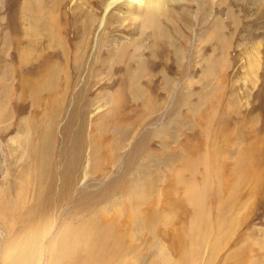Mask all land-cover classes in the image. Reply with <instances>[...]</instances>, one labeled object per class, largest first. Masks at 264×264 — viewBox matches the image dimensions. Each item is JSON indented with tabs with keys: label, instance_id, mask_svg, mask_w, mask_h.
<instances>
[{
	"label": "rangeland",
	"instance_id": "rangeland-1",
	"mask_svg": "<svg viewBox=\"0 0 264 264\" xmlns=\"http://www.w3.org/2000/svg\"><path fill=\"white\" fill-rule=\"evenodd\" d=\"M109 2L0 0V206L28 187L0 207V264H53L73 216L52 196L27 217L36 123L48 176L82 169L80 210L126 222L128 264H264V0H164L153 24Z\"/></svg>",
	"mask_w": 264,
	"mask_h": 264
},
{
	"label": "bare ground",
	"instance_id": "bare-ground-1",
	"mask_svg": "<svg viewBox=\"0 0 264 264\" xmlns=\"http://www.w3.org/2000/svg\"><path fill=\"white\" fill-rule=\"evenodd\" d=\"M119 1L120 0H111V2H109V4L106 3V5H105L106 11L108 12L109 10H111V8H113ZM124 2L125 3L127 2L131 6L135 5L137 7V9L139 10V12L143 11V13L144 12L148 13L149 10H156V9H159V8H162L163 6H165L164 0H126V1L124 0ZM32 6H33V2H30L29 8ZM139 18L140 17H137V18L134 17V19L136 21ZM148 18H149V20H147V22L149 21L152 24H153V22H155L152 11H150L148 13ZM104 22H105V18L102 21L101 27L104 24ZM37 25H39V22L36 21L35 27H37ZM154 27L156 28V25ZM143 32L144 31H142V33ZM159 32H161V31H159ZM50 37H51L50 40H52V42L55 41L56 43H58V45L62 46V43L59 40V37L56 35V33L54 35L52 33H50ZM124 51H125V49H124ZM78 54H80V53H78ZM36 124H37V126L43 125L45 127L46 132L42 131V133L38 137L39 142L35 146H32V151L30 152V156L32 158V163H31V167L29 169L33 170V172L31 173V171H29V169H28L29 173H27L26 176L29 175L33 179V183L36 185V188H35V194L33 196L35 198L33 206H31L27 210V217H29V222L33 223L37 220H41V219H44L47 217L48 214L46 213V211H48V213H49V211L51 212V210H49L50 208L48 210H46V208H45V210H42L41 208L37 209L36 207L39 206V204L42 202H44V204H46V202L52 196H53L52 197V204H53L52 208L54 207V210H55L54 212H56V213L59 210H60V212L64 211L63 205L65 203H69L73 200L75 201V204L73 205L74 210L72 209V211L68 212V214L73 213V216L72 217L69 216L71 219L68 220L69 219L68 218L67 219L68 222L66 224H64L63 229L60 230V234H59L60 241L58 242V248H57V251L55 253H52L50 251V258H51L50 260L53 261V264H128L127 261H125L127 256L129 255L128 257H130L131 255L137 254L138 250L132 246V243H134V240L130 239L128 237L127 233H124L122 230H120L122 227L124 228V226H127L126 222L123 221L121 223L120 219H118V218L100 219V217H99L101 214L100 210L97 211L92 217L87 218L86 215L84 214L86 212H83V210H80L83 206L81 204V200H79L78 197L73 198L72 194H76L74 196H77L76 190L79 187L80 188L78 190L82 189V184L85 181L84 180L85 178L80 177V175H82V169L80 171H78L77 169H74L75 172L69 173V175H68L66 169L63 168V169H60L59 171L55 170L51 174V176H48L45 168H48L47 166H48V163L51 159V154L47 152L48 150H50L49 149L50 142L48 139L49 138L48 137L49 125H47V127H46L44 124H41V123H36ZM31 127H33V126H31ZM27 141L29 142L30 140H27ZM27 141H25V142H27ZM25 145H29V143L25 144ZM59 175L60 176L62 175L63 177L62 178L60 177V179H61L60 196L57 197L56 195L54 196L51 188H53L55 186L56 179L58 178ZM22 180H23V177H22ZM80 181H81V183H80ZM141 183L143 184L144 182L142 181ZM44 184H48V186L51 190L45 189L44 187H42ZM78 184H79V186H78ZM21 186H22V190H19L20 192L17 194L18 197L16 195H14L13 198H11L9 200H6L5 198L2 199V204L0 207H1V211L3 208V211H2L4 213L3 216H7V217L13 216L14 213H16V212L15 211H14V213L12 212V208H11L12 204L14 202H16L18 199L25 198L28 195V187H25V184L24 185L21 184ZM77 186H78V188L76 189ZM14 187L11 188L12 191L15 190ZM11 190L7 191V193H8L7 196L12 194ZM82 192H80V194H82ZM113 202H114L113 204L117 203V201L116 202L113 201ZM68 208L69 207L67 206V209ZM148 212H149V220H152L153 218H155V216H154L156 214L155 211L148 210ZM63 213L65 214V212H63ZM57 214H59V213H57ZM49 216L50 215H48V217ZM66 216H68V215H66ZM146 219H148V218H146ZM62 220H64V219H62ZM119 223H121L120 224L122 226L121 228L119 227ZM142 224H144V223L142 222ZM151 225H153V224L149 223V227H150L149 230L154 235V230H153L154 225L153 226H151ZM3 226L8 232H10L12 229V227L10 228L8 223L5 222V220H4ZM139 228H141V227H139ZM136 230H139V229L136 228ZM154 237H156V236H154ZM155 240H156V238H155ZM52 245H54V243ZM21 254H22V252L21 253L19 252V255H18L19 258H20ZM184 254H185V252H184ZM185 255H187V254H185ZM31 258H32V256H31ZM190 258H191V256H190ZM165 260L167 263L172 262L171 258H168ZM165 260H164V262H165ZM192 261H193V257H192ZM16 262H17V257L15 258L14 264H16Z\"/></svg>",
	"mask_w": 264,
	"mask_h": 264
},
{
	"label": "crops",
	"instance_id": "crops-1",
	"mask_svg": "<svg viewBox=\"0 0 264 264\" xmlns=\"http://www.w3.org/2000/svg\"><path fill=\"white\" fill-rule=\"evenodd\" d=\"M51 42V41H50ZM62 43V42H61ZM52 45V44H51ZM62 45H63V43H62Z\"/></svg>",
	"mask_w": 264,
	"mask_h": 264
}]
</instances>
